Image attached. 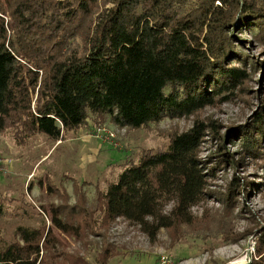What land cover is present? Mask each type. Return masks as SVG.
Segmentation results:
<instances>
[{"label":"trees","instance_id":"obj_1","mask_svg":"<svg viewBox=\"0 0 264 264\" xmlns=\"http://www.w3.org/2000/svg\"><path fill=\"white\" fill-rule=\"evenodd\" d=\"M243 32L264 59V0H0V135L9 133L15 145L35 135L62 141L90 117L127 131L191 118L166 146L141 150L104 189L95 186L90 203L83 182L72 181L69 204L45 178L57 200L45 209L50 224L16 226L0 247V264H90L67 253L53 231L83 251L94 245L95 263L106 264L118 255L106 241L112 221L135 227L149 243L160 230L176 241L196 223L193 207L208 198L229 207L245 186H257L232 177L217 193L207 180L219 164L236 168L244 158L264 169V94L247 122L226 128L239 142L236 161L223 151L219 124L197 116L244 96L255 73L264 84V60L238 50ZM206 136L218 142L211 167L199 157ZM254 229L246 264H264V218Z\"/></svg>","mask_w":264,"mask_h":264},{"label":"rangeland","instance_id":"obj_2","mask_svg":"<svg viewBox=\"0 0 264 264\" xmlns=\"http://www.w3.org/2000/svg\"><path fill=\"white\" fill-rule=\"evenodd\" d=\"M237 36L244 44V47H238L241 53L253 60H264L251 33L243 32ZM259 79L257 73L251 77L244 96L215 108H204L197 114L200 118L211 117L219 124L223 151L234 161L238 158L239 142L226 134L230 133L226 128L244 124L251 117L257 99L264 94V84H258ZM190 123L191 118L161 119L155 125L148 124L146 129L127 131L115 127L107 119L95 123L90 117L75 133L65 134L61 142H50L42 135H35L23 146L15 145L9 133L0 135V162L9 161V165L0 163V247L11 239L18 225L35 227L41 220L47 226L50 224L45 209L57 200H53L43 186L45 178L66 192L69 204L73 203L72 181L83 182L81 190L86 202L90 203L95 186L104 189L128 161H137L141 150L166 146L169 134L186 130ZM101 126L114 134L113 143L117 145L92 137L94 130ZM205 139L199 157L211 167L216 160L214 155L219 152L218 142L208 136ZM232 177H238L240 183L257 186H245L246 191L236 193L235 201L229 207L213 198L193 207L197 221L193 226H183L176 241L160 230L156 241L149 243L135 227L121 219L112 221L106 230V241L118 255L108 259L106 264H157L159 257L164 258L165 264H242L243 255L250 244H254L255 224L264 218V169L250 158H244L236 168L228 164L222 168L219 164L207 180V189L224 192ZM53 233L62 241L67 253L83 254L90 264H96L94 245L83 251L80 242L56 231ZM89 240L97 242L98 239L89 237Z\"/></svg>","mask_w":264,"mask_h":264},{"label":"built area","instance_id":"obj_3","mask_svg":"<svg viewBox=\"0 0 264 264\" xmlns=\"http://www.w3.org/2000/svg\"><path fill=\"white\" fill-rule=\"evenodd\" d=\"M93 133H94L92 136L93 138L100 139L102 142H108L110 144L113 143L114 134L110 130L106 129L104 126L96 128ZM113 145H117V143H113ZM0 163L4 165H9L8 160L0 162ZM252 245L253 244H250L249 249L247 250V253L243 255L242 264H246L250 260L251 253L253 251ZM156 262L157 264H165L164 258L162 257H159V259Z\"/></svg>","mask_w":264,"mask_h":264},{"label":"crops","instance_id":"obj_4","mask_svg":"<svg viewBox=\"0 0 264 264\" xmlns=\"http://www.w3.org/2000/svg\"><path fill=\"white\" fill-rule=\"evenodd\" d=\"M61 142V141H60ZM56 143H58V142H56ZM61 144V143H60Z\"/></svg>","mask_w":264,"mask_h":264}]
</instances>
